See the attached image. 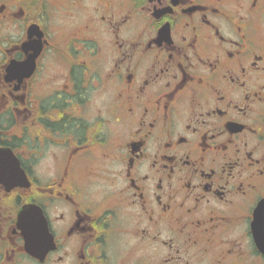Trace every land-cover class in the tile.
Returning <instances> with one entry per match:
<instances>
[{
  "label": "flooded vegetation",
  "instance_id": "obj_1",
  "mask_svg": "<svg viewBox=\"0 0 264 264\" xmlns=\"http://www.w3.org/2000/svg\"><path fill=\"white\" fill-rule=\"evenodd\" d=\"M0 150V264H264V0H0Z\"/></svg>",
  "mask_w": 264,
  "mask_h": 264
},
{
  "label": "water",
  "instance_id": "obj_2",
  "mask_svg": "<svg viewBox=\"0 0 264 264\" xmlns=\"http://www.w3.org/2000/svg\"><path fill=\"white\" fill-rule=\"evenodd\" d=\"M8 150H0V157L1 156H3V155H5V152H7ZM10 151V150H9ZM9 166H10V170L12 169V171H14L15 170V168H19V165H18V163H17V161L15 162V163H10L9 164ZM0 180H2V179H0ZM10 188V187H9ZM30 210H27V209H23L20 213H19V215H18V225L19 226H21V224H23V222L24 221H27V219H28V217H27V213L29 212ZM40 213V212H39ZM41 214H42V212H41ZM42 219H43V223H45L46 224V222H45V218H44V216H43V214H42ZM45 232L46 233H48V230H47V228H46V225H45ZM27 250L30 252V253H32V254H37V256H40V254H41V252H39V250H37V251H34L33 250V246H31V245H29V244H27ZM46 252V251H45Z\"/></svg>",
  "mask_w": 264,
  "mask_h": 264
}]
</instances>
